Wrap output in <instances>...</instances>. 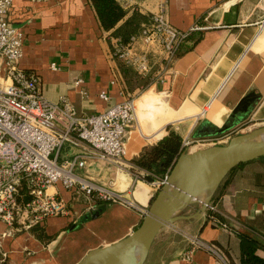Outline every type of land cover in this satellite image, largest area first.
I'll use <instances>...</instances> for the list:
<instances>
[{
	"label": "crops",
	"instance_id": "0c3cea01",
	"mask_svg": "<svg viewBox=\"0 0 264 264\" xmlns=\"http://www.w3.org/2000/svg\"><path fill=\"white\" fill-rule=\"evenodd\" d=\"M115 1L122 14L105 27L92 0H13L9 19L24 38L20 65L40 76L47 98L58 101L64 95L79 114H93L136 97L137 120L125 158L131 162L169 127L183 139L234 136L264 125V0H170L173 25L208 27L190 35L163 76L164 53L156 40L133 43L136 52L150 59L145 73L112 56L115 39L127 41L152 24L159 0ZM103 92L108 99L101 97ZM156 106L163 107V117L152 116ZM62 149V162L85 160L74 168L80 176L121 191L139 205L150 204L156 191L147 177L119 170L83 144L65 143ZM262 157L236 168L213 198L216 215L230 229L213 224L205 214L180 220L161 229L145 264H264ZM55 189L77 211L78 221L54 216L14 230L3 237L7 256L0 264H77L88 251L129 235L142 219L134 208L118 203L98 202L88 209V202L75 201L62 184ZM189 208L188 214H194L199 205ZM8 228L0 220V233ZM195 238L214 245L219 254L197 247ZM252 256L255 261L248 260Z\"/></svg>",
	"mask_w": 264,
	"mask_h": 264
},
{
	"label": "built area",
	"instance_id": "2783aa9c",
	"mask_svg": "<svg viewBox=\"0 0 264 264\" xmlns=\"http://www.w3.org/2000/svg\"><path fill=\"white\" fill-rule=\"evenodd\" d=\"M169 2L159 0L151 16L152 24L144 27L139 35H133L127 41L115 39L112 56L145 73L150 68V59L147 54L136 52L133 43L137 38L146 44L156 40L164 53L161 61L163 76L182 52L190 35L208 27L202 24H194L186 30L176 27L169 19ZM12 3L13 0H0V220L9 227L0 233V262L7 256L2 249L3 237L13 234L14 230L29 229L54 216L78 221L77 211L55 189L58 184L71 191L75 201L88 202V209L93 203H118L134 208L142 217L146 214L149 205H139L123 192L77 174L74 168L84 166L85 160L76 157L72 161H60L65 143L83 144L92 154L119 170H132L136 178L154 177L151 184L156 192L169 173L158 177L125 159L127 140L137 120L136 97L113 103L99 113L79 114L68 97L63 95L58 101H52L43 94L40 76L20 65L24 38L9 19ZM260 26L264 27V18ZM52 67L56 68L55 63ZM101 97L108 99L105 92ZM231 137V133L187 135L182 139L181 149L183 152L223 144ZM209 210L213 213L204 214L213 224L230 229L216 215V204L211 202L206 211ZM193 243L219 254L214 245L202 239L195 238Z\"/></svg>",
	"mask_w": 264,
	"mask_h": 264
},
{
	"label": "water",
	"instance_id": "95a60500",
	"mask_svg": "<svg viewBox=\"0 0 264 264\" xmlns=\"http://www.w3.org/2000/svg\"><path fill=\"white\" fill-rule=\"evenodd\" d=\"M262 156L264 125L238 133L223 144L181 152L140 224L126 237L88 251L77 264H145L161 229L201 217L229 173L239 164ZM194 204L199 205L196 213L187 214Z\"/></svg>",
	"mask_w": 264,
	"mask_h": 264
},
{
	"label": "trees",
	"instance_id": "16d2710c",
	"mask_svg": "<svg viewBox=\"0 0 264 264\" xmlns=\"http://www.w3.org/2000/svg\"><path fill=\"white\" fill-rule=\"evenodd\" d=\"M92 2L97 9L102 24L105 27L115 24V22L122 14V8L115 0H92ZM181 145H182L181 135L175 129L169 127L168 133L164 137H162L156 143L147 145L142 151L141 155L138 158L134 159L133 162L138 164L141 168L147 171H151L156 175L164 176L172 168L177 157L182 152ZM261 158L263 157H259L256 159H261ZM245 163L247 162L241 163L238 166H236L229 173V175L236 168H238L240 165H243ZM225 180L222 182V184H224ZM206 213L211 214L213 212L209 210L206 211ZM248 260L255 261V258L252 256Z\"/></svg>",
	"mask_w": 264,
	"mask_h": 264
},
{
	"label": "bare ground",
	"instance_id": "6f19581e",
	"mask_svg": "<svg viewBox=\"0 0 264 264\" xmlns=\"http://www.w3.org/2000/svg\"><path fill=\"white\" fill-rule=\"evenodd\" d=\"M163 107H159V106H156L154 109H153V114L152 116H164V111L162 110Z\"/></svg>",
	"mask_w": 264,
	"mask_h": 264
},
{
	"label": "rangeland",
	"instance_id": "374dc122",
	"mask_svg": "<svg viewBox=\"0 0 264 264\" xmlns=\"http://www.w3.org/2000/svg\"><path fill=\"white\" fill-rule=\"evenodd\" d=\"M62 151H63V149H62ZM60 161H61V160H60ZM78 167H80V166L77 165L76 168H75V170H77ZM137 203H138V202H137ZM190 210H191V209L189 208V209L186 211V213L188 214V213L190 212Z\"/></svg>",
	"mask_w": 264,
	"mask_h": 264
}]
</instances>
